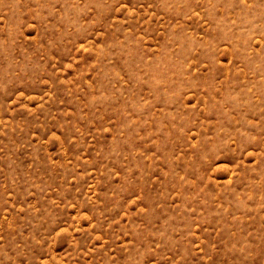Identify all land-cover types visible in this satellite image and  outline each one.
I'll return each instance as SVG.
<instances>
[{
  "label": "rangeland",
  "instance_id": "rangeland-1",
  "mask_svg": "<svg viewBox=\"0 0 264 264\" xmlns=\"http://www.w3.org/2000/svg\"><path fill=\"white\" fill-rule=\"evenodd\" d=\"M0 264H264V0H0Z\"/></svg>",
  "mask_w": 264,
  "mask_h": 264
}]
</instances>
